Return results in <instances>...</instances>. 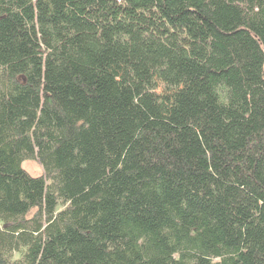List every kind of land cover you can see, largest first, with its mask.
I'll return each instance as SVG.
<instances>
[{
    "label": "trees",
    "instance_id": "1",
    "mask_svg": "<svg viewBox=\"0 0 264 264\" xmlns=\"http://www.w3.org/2000/svg\"><path fill=\"white\" fill-rule=\"evenodd\" d=\"M0 264H264V0H0Z\"/></svg>",
    "mask_w": 264,
    "mask_h": 264
},
{
    "label": "rangeland",
    "instance_id": "2",
    "mask_svg": "<svg viewBox=\"0 0 264 264\" xmlns=\"http://www.w3.org/2000/svg\"><path fill=\"white\" fill-rule=\"evenodd\" d=\"M21 167L31 176H44L43 168L37 158L23 161Z\"/></svg>",
    "mask_w": 264,
    "mask_h": 264
}]
</instances>
